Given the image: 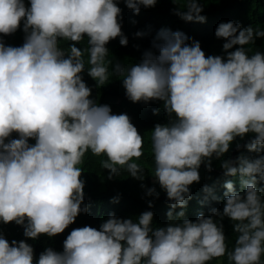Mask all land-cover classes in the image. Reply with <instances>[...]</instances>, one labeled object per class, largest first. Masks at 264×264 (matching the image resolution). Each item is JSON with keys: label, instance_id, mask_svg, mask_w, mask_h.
I'll return each mask as SVG.
<instances>
[{"label": "clouds", "instance_id": "9594fccd", "mask_svg": "<svg viewBox=\"0 0 264 264\" xmlns=\"http://www.w3.org/2000/svg\"><path fill=\"white\" fill-rule=\"evenodd\" d=\"M124 2L138 14L156 0ZM202 10L199 0H190L189 10L179 14L203 23ZM120 13L114 0H30L29 7L24 0H0V34L14 33L21 21L26 34L20 47L0 41V221L24 225L27 238L60 234L87 211L81 208L84 182L77 166L86 152L107 157L103 167L110 178L118 172L115 165L128 164L133 177L143 171L128 163L142 156V136L126 114H112L108 105L90 99L91 89L80 76L84 50L75 46L87 37L88 75L103 83L105 45L117 37L127 45ZM215 36L227 41L224 58L206 57L198 41L188 44L184 33L161 29L155 51L146 50L140 63L126 70L121 63L114 66L130 101L161 100L174 117L157 124L151 137L154 175L173 201L169 218L184 216L171 209L186 206L203 158L220 156L234 137L249 132L255 137L246 148L264 150V54L249 56L243 47L253 40L251 27L222 22ZM61 40L73 45L62 50ZM234 45L240 47L228 52ZM14 132L19 138L9 140ZM222 167L226 176H240L243 189L225 182L222 213L212 209V216L200 214L195 222L182 219L155 229L151 211L136 221L110 215L99 230L73 229L62 252L47 248L35 264H207L227 251L222 226L213 218L221 215L235 222L238 233L232 264H264V200L256 188L257 177L264 180V156L237 157ZM204 191L211 193L208 187ZM0 264H34L33 249L0 235Z\"/></svg>", "mask_w": 264, "mask_h": 264}, {"label": "trees", "instance_id": "16d2710c", "mask_svg": "<svg viewBox=\"0 0 264 264\" xmlns=\"http://www.w3.org/2000/svg\"><path fill=\"white\" fill-rule=\"evenodd\" d=\"M121 9L118 22L121 25V32L127 38V45L120 44V37L110 40L105 47L108 56L105 65L108 70L107 79L101 83L88 75V69L92 66L89 63V45L87 37L75 44L77 48L84 50L83 62L84 70L80 73L86 86L91 89L90 99L96 105H108L112 114H126L138 133L143 138L142 156L132 158L128 163L137 164L143 171L139 177H133L128 171V164L123 166L115 165L118 169L116 175L110 178L109 170L103 167L107 157L104 155H94L91 151L85 153L78 167L82 169L80 179L83 180V200L81 208L86 207L87 211L80 212L74 222L70 224L62 233L52 237L46 234L39 235L35 239L27 238L24 235V225H18L14 221L7 224L0 221V235L9 244L12 241L17 243L24 241L33 249L34 264L39 255L47 248L54 251H63V242L73 229L89 226L100 229V225L105 222L110 215L119 219L137 218L145 211L153 213L152 227L162 228L169 223L178 224L182 219L196 221L197 216L203 214L205 217L212 216V209H217L222 213L225 200L224 184L232 181L234 188L238 192L243 189L240 185V176H226L222 164L224 161H235L237 157L249 160L264 156V150L259 153L249 151L246 145L255 137V133H246L242 137L236 136L230 142L227 152L217 156L203 158L198 168L199 181L189 185L190 197L187 198L186 206L181 209L176 207L171 209L173 214L183 211V217L169 218L167 213L170 210V201L166 191L161 188L154 175V155L152 149V130L157 124H168L169 114L165 111L163 101L150 100L133 103L126 96L123 87V76L114 71V66L121 63L125 70L142 60L146 50L155 51L152 47L157 33L161 29L170 31H180L190 39L186 43L198 41L205 56L226 57L227 53L223 49V44L227 41L224 38H217L215 30L222 22H233L239 24L241 28L253 29L254 37L251 43L243 47L251 56L256 52L264 54V36H256V32H264V0H199L202 7L200 15L206 18L205 22L186 21L181 18L179 12L189 10L190 0H156L152 7H140L139 13H134L129 9L124 0H114ZM26 7L30 6V0H24ZM137 33L141 35L137 36ZM23 31V21L20 27L12 34H0V41L5 46L20 47L25 41ZM73 45L72 41L61 40L59 47L68 50ZM239 45H234L228 52L235 51ZM17 133H12L10 139H18ZM5 142H8L7 140ZM29 144H34V139L28 140ZM211 189V193H206L204 188ZM155 190L154 195H148L147 189ZM256 188L260 192L261 199L264 200V180L257 177ZM151 205V206H149ZM218 225L222 226L225 236L227 251L224 256L213 258L207 264H232L229 254L232 252L238 233L234 231V221L227 216L213 217ZM27 220H25V224ZM264 262V256L261 257Z\"/></svg>", "mask_w": 264, "mask_h": 264}]
</instances>
